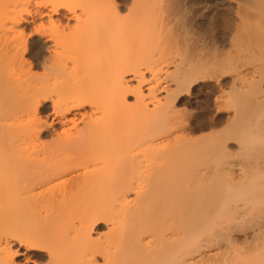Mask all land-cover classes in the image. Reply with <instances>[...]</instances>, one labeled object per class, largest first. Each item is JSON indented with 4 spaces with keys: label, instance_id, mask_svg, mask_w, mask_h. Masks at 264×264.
Listing matches in <instances>:
<instances>
[{
    "label": "bare ground",
    "instance_id": "obj_1",
    "mask_svg": "<svg viewBox=\"0 0 264 264\" xmlns=\"http://www.w3.org/2000/svg\"><path fill=\"white\" fill-rule=\"evenodd\" d=\"M75 1L0 0V264H17L15 246L24 264H264V123L258 122L264 109L258 124L236 130L234 147L188 142L184 128L180 133L184 125L175 121L179 98L197 81L212 80L215 69L208 75L206 64L181 63L147 80L134 60L99 81L100 71L81 76L66 64L94 30L134 44L153 22L155 33L158 25L161 32L173 30L171 20L185 12L168 7L169 0L165 9L155 3L146 10L145 0L130 1L126 16L117 0ZM22 25L32 27L27 39ZM29 40L43 49L31 63L25 57ZM234 59L225 65L234 80L252 78L246 86L237 83V103L261 83L255 69ZM252 99L240 106L244 115L264 102ZM41 105L50 111L46 122ZM48 121L59 130L43 144L37 135ZM140 128L150 131L142 135ZM178 140L194 145L186 150ZM100 221L106 234L94 237ZM30 224L36 230H25Z\"/></svg>",
    "mask_w": 264,
    "mask_h": 264
},
{
    "label": "rangeland",
    "instance_id": "obj_2",
    "mask_svg": "<svg viewBox=\"0 0 264 264\" xmlns=\"http://www.w3.org/2000/svg\"><path fill=\"white\" fill-rule=\"evenodd\" d=\"M130 1L132 2L133 0H117V2L121 3L122 16L125 14L127 15L128 13L125 8L128 9L130 6H133L132 3L134 1L132 3ZM145 1L143 2L145 5L142 3L144 5L145 10L151 9L152 6L154 8L155 3L157 4L155 7L158 6L157 9H159L160 7H161L160 9H162V5H164L163 8L165 9L167 8L166 5L170 1L168 7L176 5L180 11L185 12L184 13L185 16L182 19L174 18L171 20L170 24L171 25L173 24L172 25L173 30L171 29V31L165 28H164L165 29L164 31V29L162 28L163 32H161V30H159L161 29V27H159V25L157 24L158 25L157 31L155 33L153 31L156 30L155 28L156 24L155 22H153L152 25H155V26H153L152 28L150 27V30L145 29L146 30V31L144 30L145 35L142 34V32H140V35L143 36L142 38L146 42L145 41L143 42L141 36L140 37L138 36V38H140L139 40L136 36V41L138 40L141 43H138V42L136 43L135 41L134 44H132L131 42L130 44L126 43V45H123L124 43L123 39L120 38L121 36L119 37V35H117L116 33L115 34L112 33L113 35L109 33L111 34V36L109 35L108 37L106 36V34L102 36L100 30H99L100 32L98 30H96L97 32H95L94 30L93 32H91L92 35L91 33L89 34V36H91V38L89 37L90 40H87L88 39L87 37L85 42L87 45H88L87 43L88 41L91 43L98 42L97 44H99V46H97V48H96V45L93 48L92 47L89 48V46H87L86 44H85V47L82 46L83 50H79V53L76 55V57H71L69 60L66 61L67 67L69 68L68 71H72L75 74L80 73L81 76L83 73L91 74L94 72L98 73L100 71L99 73H102L104 76L100 74L101 76L100 75L97 76L98 78L97 80L99 79L101 80L103 78H106V76L112 75L113 73L114 74L121 73L120 72L121 69L123 68V66L125 67L124 62L130 61L131 65H136L137 63H138L137 65L139 66L141 65L142 68L139 67V69L140 71L142 70V75L144 76V78L148 80L150 79L152 75H156V77L158 76V78L162 77L166 70H173L175 66L181 63L187 64L189 62L191 64H194V63L196 64L198 63L197 65L201 64L199 66H202V65L205 66L206 64L208 67L206 66L205 67L208 69L205 68L206 72L202 71L204 72L203 74L206 73L209 75L215 69L214 70L215 73L214 74L213 72L211 73L212 80L209 81L210 78H208L207 79L208 81L207 80L197 81L195 85L191 87V89L187 93H184L186 95H183L181 98H179V102L177 106L178 109L176 108L177 112L175 111V114L177 113L175 115V118L178 115V119H176L175 121L178 122L179 126L181 122H182L181 125H184L183 127L180 126L181 127L180 133H182V130H183L182 128H184V130L186 128V132L183 130V133H185L183 135V138L184 136L185 138L187 137L186 139H189L188 142L193 141V142H196V145H198L199 143L198 141H200V143L202 142L201 144L204 145L205 143L209 144V143L218 141V143L227 144L229 147L233 145L232 147H234V143H236L235 136H237L239 133L238 131H237L238 133H236V130H238L239 127L241 129V126H243L242 128H244L246 126L249 127L254 124L256 125L258 124L259 121H261L259 122V124L264 123V118H262V120H259L261 119V117H264L262 116L264 115V112H262L264 110L261 111V109H264V102H262V106L260 108L255 110L257 113L254 111L248 115H247L248 112H246L244 115L245 110L242 111V108L240 107L242 105H243L242 107H244V105H246L248 101H250L249 99L253 100L252 98H260V99L264 98V82H262L264 81V0H253V1L250 0L244 4L243 2L242 3L239 2V0L238 1L232 0L233 2L232 5L230 3V5L228 6L214 5L208 0H175V1L174 0H169V1L168 0H159V1L156 0V2L155 0L154 1L148 0L149 3H146ZM172 1L175 2L174 4L172 3L173 5L171 4ZM75 2H77V0ZM75 2H72L74 6L76 5ZM150 3L152 5H149ZM142 4L140 6H142ZM146 4H148L149 6L147 5V7H145ZM229 6H232V7L234 6V7L232 8ZM75 10H77L76 12L78 13L80 12L77 8ZM186 13H187V16H186ZM101 19L102 18H100V20ZM178 20L179 21L182 20L180 22H183V24L182 23L178 24V22L176 24V21ZM30 27L31 25H22L21 28L22 29L24 28V31H25L22 33L24 35V36L22 35V37L25 38V36H27L26 39L29 37L30 35L29 29L31 30L32 28ZM147 30H148V33H147ZM134 31L139 32V30L137 31L133 30V33L131 34H134ZM98 32L100 34H96ZM24 33L25 34L27 33V34L25 35ZM148 34L149 35L151 34V36H149ZM102 37H105V38H102ZM117 37H119L120 39V41H118V44L120 42V44L122 45V49L120 48L121 46L117 44V42L116 44L114 43L117 40L115 39ZM148 37H152V38L154 37V39L149 38L148 40ZM248 37L249 38L251 37L250 41L247 40ZM161 39L165 41L162 42L163 40L161 41ZM26 45H27V53L25 54L27 55H25V57L27 59V62L29 61L31 63L32 56L34 54H41L43 52V49H42L41 44H38V43H35L34 45L32 44L30 45V40L29 42L26 43ZM128 45L129 47H127ZM136 45L137 47H135ZM150 45H151V48L153 47L154 48L151 49ZM144 46L146 48H144ZM141 47L144 48V50H142ZM148 47L150 48L149 50H148ZM124 49H125V52H123ZM128 50L130 51V53H127ZM140 50L142 54L144 55L140 53ZM145 53L147 54L146 56H145ZM121 54L123 57H121ZM123 54L125 56L126 54H128L129 57L128 56L125 57ZM119 56L121 59L119 58ZM130 57H133L131 58L133 59L132 60L133 62L131 61V59H129ZM234 58L239 59L240 61L243 60L244 63H247V65H249L248 67H250L251 69H255L256 71L254 70L255 72L254 77L256 79L259 77L256 83H261L258 86L256 84L257 90L253 88L252 91L249 90L248 92H246L248 88H244L246 94H245V97L243 96V98H241L242 101L241 100L237 101V103L239 104L236 103V100H234L235 98L234 99L232 98L234 97V95L232 94L238 91L243 81H244L243 82L244 86H246V84L250 83V81L248 80L249 79L251 80L252 78L245 77L247 79L246 82L248 83L245 82V79L243 81L234 80L236 79L234 78L236 77L234 76L235 72H233L230 67H229L230 69L228 70L227 69L228 66L227 67L225 66L230 61H232V59ZM121 60L123 61V64H121L122 67L120 68V63L122 62ZM134 60H138V62L136 61L137 62L136 63ZM126 63L129 64V62H126ZM219 63H220V66L221 64L224 65V66L222 65V68L225 67L224 68L225 70L221 69L220 66H218ZM217 68L218 69L220 68V70L216 72ZM210 70L211 72L209 73ZM34 71L35 73L38 72L37 74H40L39 71L42 72L40 67L35 68ZM108 72L110 75H107ZM215 75L217 76V78ZM259 75H262V78H260L261 76ZM125 76H126L125 78H127L130 75L125 74ZM89 79L90 77L88 76L87 79L84 78V81L89 80ZM237 83H240L241 85ZM132 96L133 95L130 93L126 95V103L129 105L133 103ZM1 100H3L2 97H1ZM1 100H0V103H2ZM243 101L244 103L242 104ZM239 107L241 108V110L239 109ZM39 108H40L39 111H41L39 112V115H41L43 121L46 122L45 117L48 116L50 111L48 112L47 110H44L46 108V105L44 106L41 105ZM237 110H240L242 112L237 111ZM261 112L262 114L260 115L259 113ZM252 113L254 114L252 115ZM257 114H259V116L261 117L259 118ZM233 115H235V117ZM179 116H180V119H179ZM250 116H251V119L248 120ZM239 117H241V119H239ZM236 118H238L241 121H239ZM256 118L257 119L259 118L258 122L256 121ZM181 119H184V120L182 121ZM177 120H181V121H177ZM49 123L50 122L48 121L47 123L48 127L46 124H44L46 126L43 125L41 126V128H39V129H42V131L38 129L40 133L38 131L39 134L37 136L39 137V140H41L43 144L44 143L48 144L50 141H53L52 140L54 136L53 134L55 133L56 130H59L58 125H50ZM243 123H245L246 126ZM139 127L141 126H138V128ZM139 130L140 132H142V135L145 134L146 131L147 132L150 131L147 128H146V131L142 130L141 128ZM234 134H237V135H234ZM138 135H141V134H138ZM180 136L182 135L180 134ZM233 139L235 140V142H233L234 141ZM185 140H181V142L180 140H178L177 143L178 144L181 143V147L183 148L186 146V145L182 146V142H184L185 144ZM193 142H190V143H193ZM190 143H188V145ZM188 145L186 147H188ZM193 145L194 144L192 145L190 144V146H193ZM186 147L184 149L187 150ZM179 149L181 148L179 147ZM184 149H182V152ZM187 152L185 151L184 152L185 154L183 153V155L186 156L188 154ZM32 222L34 223V220ZM36 225L30 224L29 226L25 227V230H33V229L36 230L35 229L37 228ZM92 232L93 234L95 233L94 237H98L100 233L106 234L105 223L103 221L97 222L93 226ZM17 250L19 249L16 246L11 248V251L14 254V260L17 264H24L25 263L24 258L18 256Z\"/></svg>",
    "mask_w": 264,
    "mask_h": 264
}]
</instances>
